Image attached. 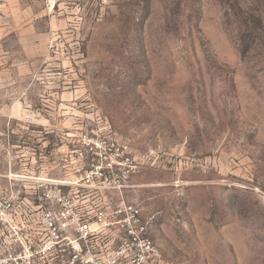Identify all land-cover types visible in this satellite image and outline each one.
<instances>
[{"label": "rangeland", "instance_id": "obj_1", "mask_svg": "<svg viewBox=\"0 0 264 264\" xmlns=\"http://www.w3.org/2000/svg\"><path fill=\"white\" fill-rule=\"evenodd\" d=\"M83 131L136 161L163 264H264V0H0V195Z\"/></svg>", "mask_w": 264, "mask_h": 264}, {"label": "built area", "instance_id": "obj_2", "mask_svg": "<svg viewBox=\"0 0 264 264\" xmlns=\"http://www.w3.org/2000/svg\"><path fill=\"white\" fill-rule=\"evenodd\" d=\"M76 144L62 176L25 177L0 195V264H163L126 195L136 161L107 136L83 131Z\"/></svg>", "mask_w": 264, "mask_h": 264}]
</instances>
